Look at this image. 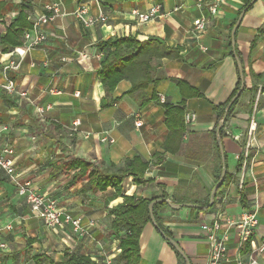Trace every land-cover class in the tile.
Instances as JSON below:
<instances>
[{
	"label": "crops",
	"instance_id": "0c3cea01",
	"mask_svg": "<svg viewBox=\"0 0 264 264\" xmlns=\"http://www.w3.org/2000/svg\"><path fill=\"white\" fill-rule=\"evenodd\" d=\"M53 1L0 0V85L10 77L18 91L25 92L21 96L0 89V148L12 147L19 182L29 181L32 189L54 199L73 217H80L83 225L94 224L84 236L74 234L69 224L46 226L17 193L15 182L0 170V226L11 225L0 235V259L6 264H59L68 249L87 256L89 264H122L117 258L120 234L111 230L108 210L123 198L111 187L91 190L85 179L73 176L77 169L62 168L72 157L116 171L139 155L149 164L144 173L149 181L135 184L132 176L127 177L124 194L147 199L164 194L173 203H208L217 181L211 133L223 115L219 118L215 106L226 103L236 87L238 57L245 90L223 123L221 137L225 169L231 177L206 209L171 208L165 203L158 215L190 264H207L209 248L201 225L215 219L228 232L227 256L221 264H236L237 260L247 264L252 252L258 263L264 264V249H253L264 244V0L249 6L251 0H226L215 16L197 0H60L63 13L43 26L46 39L39 45L25 50L23 35L17 46L2 40L20 12L31 23ZM80 4L86 5L91 15L102 11L106 20L84 26L73 14ZM154 4L160 5L158 15L139 22L140 14ZM244 8L233 49L231 30ZM201 14L209 16L210 22L197 40L193 20ZM113 36H132L139 42L157 37L166 46L181 49L176 55L146 57L147 72L140 66L138 73L119 80L106 95L98 76L105 52L97 44ZM199 42L206 51L200 49ZM17 50L23 51L22 55ZM79 51H85L87 57L77 58ZM9 58L19 61L16 69H3ZM144 77L149 81L144 88L127 93ZM178 80L200 95L185 99L184 114L195 113L196 119L184 123L178 150L169 152L162 149L168 132L164 105L181 102ZM46 105L49 108L42 113L37 111ZM253 110L256 144L249 149L244 165L237 167ZM75 119L79 120L77 126L72 124ZM136 121L141 123L135 125ZM102 135L112 141H102ZM243 210H253L257 217L254 234L246 241H240L236 229L226 221ZM139 247L138 264H185L151 222L141 231Z\"/></svg>",
	"mask_w": 264,
	"mask_h": 264
},
{
	"label": "trees",
	"instance_id": "16d2710c",
	"mask_svg": "<svg viewBox=\"0 0 264 264\" xmlns=\"http://www.w3.org/2000/svg\"><path fill=\"white\" fill-rule=\"evenodd\" d=\"M24 12H20L15 20L8 27L6 34L3 36V41L8 42L11 46H17L22 43L23 32L31 27L25 18ZM149 45V46H148ZM100 50L105 53L103 59L100 62L98 69L99 80L103 85L106 95H110L116 84L129 74L138 73L140 66L141 71H148L150 68L147 65V61L144 59H150L152 55L155 56H171L176 55L180 51L179 46L168 47L160 38L150 37L148 40L139 42L132 36H113L108 39L99 41L97 44ZM234 49V46H233ZM149 54V55H148ZM151 55V56H150ZM147 57V58H146ZM139 66V67H138ZM244 74V71H243ZM146 78V77H144ZM148 79H140L134 82L127 93H132L134 90L144 88L148 84ZM240 79H238L235 89L233 90L229 100L222 104L215 106V110L218 113L219 118L224 112L230 99L235 95L240 86ZM180 92L182 94V100L179 104H168L165 107V125L168 129L165 141L162 144L164 151L176 152L179 148L182 135L185 131L184 125V102L189 96H199L200 93L189 86L185 81L178 80ZM187 89V90H185ZM245 88L243 87L240 95ZM239 95V96H240ZM237 97L232 104L228 107L227 115L224 123L230 115L234 105L238 101ZM223 127V126H222ZM219 130L218 136L221 138L223 130ZM211 145L213 150V171L215 180H218L220 172L222 170L221 156L219 147L217 144V135L213 130L211 133ZM242 164V159H238L237 167ZM148 162L141 156L136 155L131 159H128L123 166H120L116 171H110L108 168H103L95 161L84 160L81 158L72 157L69 161L61 164L62 168L67 170L77 169V173L74 177H81L86 180L88 188L94 191H102L108 187L114 188L115 195H121L122 201L113 207H110L108 213L112 215L111 230L114 233L120 234V253L117 258L122 261V264H138L140 260V247L139 237L145 224L151 222L148 205L155 199H147L137 196L135 193L130 195L124 194V180L132 176V182L135 184H143L149 179L144 178V173L148 167ZM231 176L225 171L224 178L219 186L222 187ZM217 189V191L219 190ZM160 198H165V195H161ZM188 201H178L177 203H187ZM241 202H244V197L241 195ZM165 202H158L153 205V215L161 230L164 232L165 237H171V233L165 228L158 215V210L163 206ZM201 205L198 208H192L197 210H204L207 207ZM163 238L167 241V239ZM168 242V241H167ZM169 244V243H168ZM170 245V244H169ZM171 246V245H170ZM175 251L177 257L182 259L178 252ZM90 259L79 253H73L68 249H65L62 260L59 264H89ZM183 264V262L181 263Z\"/></svg>",
	"mask_w": 264,
	"mask_h": 264
},
{
	"label": "built area",
	"instance_id": "2783aa9c",
	"mask_svg": "<svg viewBox=\"0 0 264 264\" xmlns=\"http://www.w3.org/2000/svg\"><path fill=\"white\" fill-rule=\"evenodd\" d=\"M225 1L226 0H197L199 6H201L202 3L206 6L211 16H215L218 13L219 6ZM44 9L45 10L43 11V13L38 14L31 21V27L23 33L25 50L31 49L43 42L46 39V34L43 30V26L51 21L56 15L63 13L60 0H56L46 4L44 6ZM159 9V4L152 5L147 12L140 14L139 22H145L154 18L158 15ZM177 9L178 7L174 8V10ZM73 14L82 22L84 26H93L97 23L104 22L107 18L102 11H99L96 15L89 14L88 7L83 4L78 5L73 11ZM209 22L210 17L203 14L199 15L193 20L192 32L197 40L200 39L201 35L207 29ZM199 47L203 51L207 50V47L201 42H199ZM17 53H19V55H22L23 51L17 50ZM85 57H87V53H85V51H79L77 53V58ZM65 59V57H62V60ZM18 65V60L9 58V60L3 64V69H16ZM0 89L9 94L18 93L21 96L25 95V92L18 91L14 80L10 77H5L4 82L0 85ZM161 100H163V98H161ZM47 108H49V105H46L44 107L39 106L37 107V111L39 113H42ZM195 119V113L187 112L184 114V123L186 125L192 123ZM140 123V121H136L135 125H139ZM72 124L73 126H77L79 124V120L75 119ZM256 129L257 123L253 110L249 116L246 130V140L242 145V151L239 156V158L242 159L243 165L248 158L249 149L256 144ZM235 138H238V136H236ZM100 139L102 141H112V139H107L105 135H102ZM0 170L15 182L17 193L25 197V200L28 203L33 214L41 218L45 222L46 226L55 228L63 227L64 225L69 224L71 227V231L77 236H84L89 233L88 227L93 226V221L88 222L89 226L83 225L81 223L80 217H73L71 214L63 211L59 206H57V203L54 199L48 197L42 192L32 189L29 181H18V176L15 169L13 149L10 146H3L0 148ZM226 221L229 225H232L236 229L240 241H246L254 234L257 217L255 211L243 210L238 217L234 219L226 218ZM3 228L9 230L11 228V225L7 224L4 227L0 226V235ZM201 229L208 242L209 252L207 256V264H221L227 256V230H222L220 221L218 219H215L210 223H203L201 225ZM253 249L256 252H261L264 249V244L258 247H254ZM0 264L6 263H4L0 259ZM236 264H241V262L237 260ZM247 264H259L253 252L249 255Z\"/></svg>",
	"mask_w": 264,
	"mask_h": 264
},
{
	"label": "water",
	"instance_id": "95a60500",
	"mask_svg": "<svg viewBox=\"0 0 264 264\" xmlns=\"http://www.w3.org/2000/svg\"><path fill=\"white\" fill-rule=\"evenodd\" d=\"M255 0H251L249 3H248V6L250 4H252ZM246 8L242 9V11L240 12L238 18H237V21L234 25V27L232 28L231 30V43H232V46H234V33H235V30H236V27L243 15V13L245 12ZM235 62H236V65H237V70H238V75H239V79L241 81L240 83V86H239V89L237 90V92L235 93V95L230 99L229 103L227 104V107L225 108L224 112H223V115H222V118L221 120L218 122L217 124V127H216V135H217V144H218V147H219V151H220V156H221V165H222V170L220 172V175H219V178L218 180L216 181V183L214 184V186L212 187L211 191H210V195H209V201L208 203L205 205L206 207L207 206H210L212 204V201H213V198L215 196V193L217 191V189L219 188L223 178H224V175H225V157H224V153H223V148H222V143H221V138L218 136V133H219V130L221 129V127L223 126V123H224V120L226 118V115H227V110H228V107L232 104V102L237 98L239 97L243 87H244V77H243V68H242V64H241V61L239 60L238 57H235ZM158 202H165L167 203L171 208H179L183 205L187 206V207H190V208H198L200 207L201 205L199 204H196V203H190V202H187V203H173V202H169L166 198H155L153 199L149 205H148V211H149V215H150V219H151V223L152 225L159 231V233L165 237L164 235V232L161 230V228L159 227V225L157 224L156 220H155V217L153 215V205L158 203ZM168 241V243L178 252V254L183 258V260L185 261V264H190L189 262V259L187 258V256L185 255V253L183 252V250L181 249V247L179 246V244L177 243V241H175L174 238L172 237H165Z\"/></svg>",
	"mask_w": 264,
	"mask_h": 264
},
{
	"label": "rangeland",
	"instance_id": "374dc122",
	"mask_svg": "<svg viewBox=\"0 0 264 264\" xmlns=\"http://www.w3.org/2000/svg\"><path fill=\"white\" fill-rule=\"evenodd\" d=\"M126 184V183H125Z\"/></svg>",
	"mask_w": 264,
	"mask_h": 264
}]
</instances>
